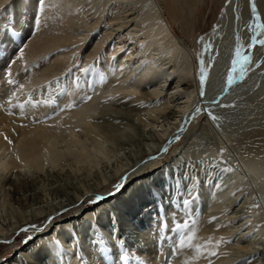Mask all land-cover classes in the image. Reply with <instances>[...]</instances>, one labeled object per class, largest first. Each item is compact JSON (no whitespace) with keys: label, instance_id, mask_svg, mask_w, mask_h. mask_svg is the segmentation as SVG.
I'll return each mask as SVG.
<instances>
[{"label":"rangeland","instance_id":"1","mask_svg":"<svg viewBox=\"0 0 264 264\" xmlns=\"http://www.w3.org/2000/svg\"><path fill=\"white\" fill-rule=\"evenodd\" d=\"M16 1L5 3L0 8V17ZM84 1L79 3L78 8L88 23L78 29L77 32L81 34L79 41L54 48L32 61L26 56L23 59L25 68L22 65L12 69V56L6 59L7 64L0 65V144L12 138L6 144L5 153L0 151V157L7 161L11 160L17 143L24 138V134L20 135L22 130L33 131L43 122L66 117L72 111L80 110L84 102L90 100V94L96 91L100 93L79 126L62 129L56 138L53 155L43 158L40 168L28 166L17 169L20 170V179L13 176L17 170L12 167L10 172L0 171V264H6V260L10 261L28 244H33L32 241L40 232L53 236L52 222L72 217L80 209L85 212L99 209L105 204L103 208L107 217L94 229L110 226L105 234L100 233L106 237L99 242L105 248L102 255L106 258L115 255L114 241L108 236L112 230L121 228L123 236L135 243L146 213L165 211L169 205L179 210L177 225H180V230L176 228L175 233L174 229L172 244L181 243L182 237L186 242L193 236L199 217L205 215L201 194L210 174L215 178L238 173L245 180V185L240 187L245 186L247 189L244 188L237 201L226 203L224 207L207 214L208 218L201 224L204 223L208 229L224 228L223 236L232 244V240L237 241L248 233L247 213L259 211L260 214L256 213L260 220L258 225L262 224L264 228V189L255 178L252 179L246 167L249 164L258 170L257 173H264V154L257 153L247 137L252 134L264 136L260 130L264 131V44L259 43L264 41V29L256 27L264 25V0H158L172 32L192 53V79L198 80L197 94L203 99L200 102L195 97L188 110V122H184L182 129L170 138L166 146H161L166 138L161 131L172 121L170 110L177 109L185 102L184 96L179 95L185 86L177 91L174 89L175 80L172 79L158 97L147 95V81L141 82L136 92L128 93L135 83L134 75H137L128 73L129 66L126 68L127 75L107 77L113 67L105 62L110 42H119L118 38L122 35L139 34L141 29L137 25L142 13L141 3L134 0H107L90 7L87 4L90 0ZM55 7L54 12L59 10ZM40 11L36 12L34 25L30 28L33 33L43 31L48 24L57 27L66 25L63 23H66V16L57 19V16L53 17V10L47 16L42 13L39 15ZM222 16L219 33L202 44L201 38L214 31ZM144 25L145 22L140 23L141 28ZM8 29L11 30V27ZM29 39V35H25L23 47ZM237 49H240L241 56L251 61L244 65L243 74L239 71L240 65L233 64ZM91 67L93 71L89 75ZM202 70L205 77L203 83L200 79ZM28 74L42 77L44 82L29 88L27 85L26 88L27 82L23 76ZM229 77L233 79L231 85L228 84ZM97 78L105 79L102 85H93L100 80ZM10 79L13 83H9ZM186 79L184 82L189 81V78ZM74 86L79 90L76 96H71L74 100L52 109L53 112H41L40 104L46 106L57 103L53 99L55 94L66 93ZM208 113L218 119L213 121ZM211 171L215 173L212 175ZM10 177L15 179L20 190H23L24 183L34 185L38 190L33 199L26 201L23 198L26 206L17 202L14 188L8 186L11 189L9 191L4 186ZM134 182L142 184L135 186ZM106 195L108 197L105 198ZM107 198L112 200L105 202ZM245 198H248L249 203L244 205ZM79 199L81 203L70 208L62 211L59 207L58 210L55 208L58 202L68 206L71 201ZM185 201H188L187 205ZM38 202L39 205L34 206V209L39 206L41 209L35 218L31 205ZM55 210L58 213L52 214ZM47 214L52 216L45 218ZM185 224H188L187 228ZM199 243H191L185 250L197 248ZM262 244L224 250V264H264V242ZM41 250L46 253L45 248L39 245L37 250L29 252V256L33 255L31 258L24 256L21 263L15 264H44L46 255H41ZM71 251L81 252V257L88 250L85 243H81ZM175 251L171 254L177 255ZM81 259L84 264H89L88 257ZM96 259L100 261V257ZM168 260L166 255L163 264H167Z\"/></svg>","mask_w":264,"mask_h":264},{"label":"bare ground","instance_id":"2","mask_svg":"<svg viewBox=\"0 0 264 264\" xmlns=\"http://www.w3.org/2000/svg\"><path fill=\"white\" fill-rule=\"evenodd\" d=\"M9 1L10 0H0V8ZM42 1L45 2L43 3L44 6L41 4ZM81 1L82 0H17L16 3L14 2L15 5L13 7H10L9 11L6 10L7 12L5 13V15L3 14L0 17V65L7 64L6 59L12 56L13 66H11V68L14 67L15 69H18L17 66L20 67L25 64L23 59L26 56H28L30 61H32L41 58L43 55L54 48L56 49L57 47L67 44L71 45L72 43L79 41L81 34L77 32L79 31L78 29L80 28V26H85L88 23L86 17L78 8V5H80L79 3H81ZM106 1L107 0H90V3L87 4H89L90 7H93V4H101ZM134 1L137 3H141L142 13L141 16L139 15L140 23L142 24L145 22V25L143 26V28L140 27V23L137 25V28L141 29V31H139V34L133 33L128 36L122 35L120 37L122 39L118 38L120 40L119 42H110L108 51H106L105 62L107 64L113 65V67L107 77L125 74L127 75L128 73L133 72L137 75H134L135 83H133L134 85H132V89L131 91L129 90L128 93L134 91L136 92V90H138V87L140 86L139 84L141 82L147 81L148 87L147 89L145 88L147 95L158 97L163 94V89L167 87L169 81L172 79L175 80L174 82L176 87L174 89H176L177 91L180 90V87L185 86L184 90L181 93L179 91V95L184 96L183 99L185 100V102H182L177 109H173L172 111L170 110L169 117L172 121L170 120L171 122L167 127L164 124V127L166 128L161 131L162 135L166 136V138L164 139L165 141H163V145L161 146H166L170 138L176 135V133L182 129V126L185 124L184 122H188V110L190 109L195 97L197 96L198 98L196 101L201 102L203 101V99L201 97H198L197 94V79H192V53L188 51L184 42L179 40L172 32L167 19L164 16L161 4L158 2V0ZM84 2L86 3V0ZM55 6H57L59 10L56 9L54 12V8H56ZM38 10H41L39 15H41L42 13L43 16H47L51 10H53V12L55 13L53 17L57 16L55 17L57 19L62 17V15L66 16V23L63 22L66 25L57 27L53 26L54 24H48L45 28H43V31L39 33H33L30 30L34 25L33 23L37 15L36 12H38ZM251 13L253 14V12ZM224 15L225 14H223V16ZM223 16L217 23L214 31L201 38L202 44L207 43L214 34L216 35L219 33L220 26L224 18ZM9 27H11V30L8 29ZM64 30L65 32L62 33ZM74 31L75 33H72ZM25 35H29L30 39L25 43L26 45L24 44L25 47H23L22 42ZM140 35L141 38H139ZM82 39H84V37ZM140 60H142L141 63ZM135 61L137 62V64H133ZM128 66L129 68H127ZM126 68L129 69L128 73L126 71ZM92 71L93 67L90 68L89 75L92 74ZM20 73H22V71ZM35 74L36 73H34V75ZM23 77L27 82L26 83L22 79V81L26 83V88L27 85L29 88V86H32L33 84H39L43 81L42 79H44L39 76H33V74H28L27 76ZM186 78H189L188 82H184L187 80ZM2 81L4 80L2 79ZM104 81L105 79H100L93 85H102ZM123 86L124 85H122V87ZM78 93L79 90L76 86H74L72 89L70 88V90H68L66 93L58 92L53 97V99L57 103L46 104V106H42L40 104V110L44 113L53 112L51 111L52 109L68 104L71 100H74L72 97L76 96V94ZM99 96V91L90 94V100L84 102L80 110L72 111L66 117L52 120L50 122H43L37 129H34L33 131H28L27 129L22 130L20 135L23 136L24 134V138L21 140V142L17 143V148H15L13 151L14 153L12 152L11 154V160L7 161L5 158L3 159L2 156L0 157V171L6 170V172H10L11 167L15 170L28 166L33 168H40L43 165V158L53 155L52 152L54 144L56 142V138H58L62 129H67L72 126H79L80 123L86 118V115H88L89 111H91L92 104L94 105ZM37 107H39V105ZM27 108H29V105L27 106ZM260 130L264 132L263 129ZM249 134H251V132H249ZM247 137L249 138V144L252 142L251 144L252 146H254V150L257 153L264 154L263 134H252L250 136L247 135ZM11 140L12 138L8 139L5 144H0V151H3V153H5V151L7 150L6 144H9ZM246 167H248V171L253 177L252 179L255 178L258 183L262 184L261 186H263L264 189V173H257L258 170H255L254 167L251 165L249 166V164H246ZM19 172L20 170H17L16 172H14V175L11 174L10 176L12 177L13 175L20 179L21 174ZM213 173L215 172H212V175ZM210 175L208 178H206L205 187L203 186L204 188H201V200L203 206L205 207V215L201 214L202 217H199V220L197 222L198 224L196 223V228L194 230V233H192L193 236L191 237V239L187 240L184 245H181V243H179L180 245L178 243L172 244L174 229L176 233V226L179 222V210L177 209L176 211L172 206L169 205V208H167L165 211H149L148 213H146V215L144 216L145 220L143 223V227L139 231H137V235L139 237L136 238L135 243H131V240L128 239L129 237L126 238L125 236H123V234L121 233L123 230L121 228H115V230H112V232H110V235L108 236H110V238L114 241L113 246L115 248V255H111L110 258H106L102 255V253L105 251V248L102 247L99 242L103 239H106L105 235L103 236L102 234H105L110 226H106V228L100 227L94 229L95 226H99L100 223H103L102 221L107 217V214L105 212L106 210L103 208L104 206H106L105 204L103 206L101 205L99 209L95 210L90 209L84 212L82 209H80L72 217H69L65 220H62V218H60L58 222H52L50 225H54L52 231L53 236L49 237V234L47 232L37 231L36 233L40 232V234L36 236V238L32 241L33 244H28V246L24 250L19 252V254H17L14 258L10 259V261L7 262L6 260V264H15L20 261L22 262V257L24 256L31 258V256L33 255L30 254L29 256V252H34L35 250H37L39 245L43 246L46 250L45 254L43 252L44 250H41L40 253L41 255H46L44 258V264H84L81 259L84 257H88L89 264H104L110 262L112 264H163L164 260L166 259V255L169 257L167 264H224V250H227L228 248L230 249L232 247L244 249L249 247L251 248V246H260V244L264 242V228L262 224L261 226L258 225L260 220L256 216V213L260 214L259 211H253L250 214L247 213L246 219L249 222L246 225V229L248 230V233L247 235L241 236L239 240L237 239V241L232 240L234 241V244H232L231 241L227 240L225 236H223L225 234L224 228L219 227L208 229L205 227L204 223L201 224L202 221H206V219L208 218L207 214L210 215L211 211L224 207L226 203L232 204L233 202L237 201L241 196V192L244 191L245 188V186H243L242 188L240 187L245 183V180L238 173H232L229 174V176L219 175L215 178H213V176L211 177ZM11 177L6 181L4 186H6L7 188L8 186L14 188L13 192L17 198V202L20 205L26 206L24 199L26 201L27 199H33L38 190L36 191L34 185H27L26 183L22 184L23 190H20L15 179H11ZM211 180L212 183L210 184ZM134 184L135 186H137L139 184H142V182H134ZM7 190L10 191L11 189L8 188ZM21 191L23 192V194H21ZM28 193L29 195H26ZM106 197L108 196L106 195L105 198ZM80 199L78 201H71L70 203H68V206L63 202H58V206H56L55 208L56 210L60 208L62 211L63 209L70 208L71 206L78 204L80 202ZM107 199L108 200H105V202H109L112 200L111 198ZM247 203H249L248 198H245L244 205ZM41 204L42 203H40V205ZM36 205H39V202L37 204L35 203L31 205L32 213L35 212V218H37V212L39 213L38 210L41 209V206L34 209V206ZM56 210L52 214H57L58 212ZM52 214H47L45 218L52 216ZM97 220H99L100 222L98 223ZM183 232L186 233V230H184ZM100 233L102 234L100 235ZM96 238L99 239L96 240ZM242 239L245 240L243 241ZM197 242H200L197 248H193L192 250H185L186 246H189L191 243ZM81 243H85L88 251L80 257L79 253L82 254L81 252H74L71 251V249L73 250L75 245H80ZM174 249L177 250L175 251L177 255L171 254ZM151 250H153L152 254L150 253ZM213 253H215V255H213ZM97 257H100V261L96 259Z\"/></svg>","mask_w":264,"mask_h":264},{"label":"snow or ice","instance_id":"3","mask_svg":"<svg viewBox=\"0 0 264 264\" xmlns=\"http://www.w3.org/2000/svg\"><path fill=\"white\" fill-rule=\"evenodd\" d=\"M256 27H257V28L264 29V25H257ZM259 43H260V44H264V41H259ZM235 55H236V59L233 61V64H234V65H240L239 71L241 72V74H243V72H244V70H245L244 65H245L246 63H250L251 61H250L246 56H241V51H240V49H237V50H236ZM233 71H236V69L233 68ZM8 75L10 76L11 73L9 72ZM200 79H201V83H203L204 80H205V77H204V75H203V70H202V74H201V78H200ZM9 83H13V81L10 79V80H9ZM232 83H233V79H232V77H229V78H228V84L231 85ZM208 115L211 117V119H212L213 121H215V120L218 119V118H217L214 114H212V113H208ZM227 170H230V169H227ZM184 203H185V205H187V204H188V201H185ZM176 227H177V230H180V225H177ZM184 227L187 228L188 225L185 224ZM189 239H191V238H189ZM184 243H185V241H184V238L182 237V239H181V245H184ZM189 246H191V245H189ZM213 255H215V253H213Z\"/></svg>","mask_w":264,"mask_h":264}]
</instances>
